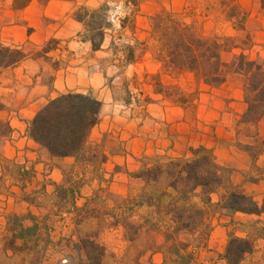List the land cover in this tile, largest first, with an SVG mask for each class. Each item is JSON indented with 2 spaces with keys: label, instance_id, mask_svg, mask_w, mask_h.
I'll return each mask as SVG.
<instances>
[{
  "label": "rangeland",
  "instance_id": "obj_1",
  "mask_svg": "<svg viewBox=\"0 0 264 264\" xmlns=\"http://www.w3.org/2000/svg\"><path fill=\"white\" fill-rule=\"evenodd\" d=\"M49 1L57 0H0V45L18 46L33 56L40 50L45 27L64 26L63 38L52 45L59 49L56 63L60 60L53 66H85L103 74L102 89L111 94L116 107L106 111L102 125L90 132L86 152L89 157L94 155L91 167L79 164L69 169L63 165L59 184L50 178L42 185L31 184L34 170L21 159L2 163L4 176L16 182L14 207L9 214L34 215L40 240L35 256L5 252L6 223L0 224V264H29L33 257L36 264H70L71 259L76 263L71 245L78 235L96 238L105 248L103 264H180L184 257L188 264H217V252L206 249V242L211 222L220 213L216 203L223 191L213 194L212 204L204 208L197 198L192 199L204 209L203 224L189 232L174 233L169 217L137 204L142 194L162 189L164 178L146 185L128 173L138 171L145 156L160 157L165 163L169 158H191L190 149L203 147L213 154L232 143L247 146L252 162L264 152V117L255 127L239 123L245 107V80L240 76L230 75L222 87L212 89L188 73L162 71L152 49L150 19L162 12L175 14L195 23L205 36L235 37L242 50L224 52L222 60L229 62L233 55L243 52L264 71L261 0H68L77 8L103 4L109 8L111 28L106 31L104 49L95 55L78 43L83 29L76 35L77 29L62 20H39ZM230 15L235 16L231 19ZM129 50L134 51L130 64L125 62ZM6 133V126L0 123V135ZM132 147H144L147 152L127 157L128 166L119 168L114 180L104 178L107 172L99 165L103 151L122 155ZM239 163L238 159L235 165ZM225 169L224 177L227 172L238 171ZM249 171L253 177L255 166L251 164ZM55 185L75 188L74 205L81 208L80 212L59 201ZM23 224L31 223L26 220Z\"/></svg>",
  "mask_w": 264,
  "mask_h": 264
},
{
  "label": "trees",
  "instance_id": "obj_2",
  "mask_svg": "<svg viewBox=\"0 0 264 264\" xmlns=\"http://www.w3.org/2000/svg\"><path fill=\"white\" fill-rule=\"evenodd\" d=\"M260 4L264 11V0ZM108 10V6L103 4L97 8L81 6L73 12V19L83 28L82 42H88L93 52L101 50L106 31L111 28ZM238 28L242 29L241 25ZM150 36L155 60L162 71L171 75L188 73L195 81L212 89L222 87L230 75L240 76L245 80V110L239 123L255 127L264 117V71L261 66L243 52L233 55L229 62L222 60V53L241 49L236 45L235 37L205 36L195 23L163 12L151 17ZM56 43L49 40L33 56L18 46L0 45V74L28 59L46 60ZM133 60L134 51H127L125 62L130 64ZM101 106V101L91 93L59 95L36 112L29 121L27 135L51 157L72 158L77 164H92L94 155L89 157L86 145L91 130L98 123ZM237 147L251 154L247 146ZM190 153L192 156L189 159L169 158L165 163H161V158L157 156L143 157L145 162L142 167L128 173L129 176L146 185L157 183L160 178H164L165 183L160 190L142 194L137 204L155 208L158 214L169 217L174 233L189 232L202 225L204 206L211 205V196L220 190L223 194L216 203L220 211L229 215L259 216L264 213V201L259 205L252 197L237 192L229 182V173L224 177L226 169L216 163L210 150L199 147L190 149ZM104 160L105 157L101 162ZM55 189L60 202H68L74 211H81L74 205L76 190L73 186L55 185ZM194 198L203 208L192 203ZM26 220L31 223L29 226L23 224ZM5 223L4 251L36 254L40 239L35 216L31 213H12L6 217ZM44 240L50 243L48 238ZM71 247L76 263L71 259L70 264H103L105 248L96 238L78 235ZM251 251L252 246L247 239L229 234L222 258L226 264H240ZM180 261V264H188L186 257ZM36 262L33 257L29 264Z\"/></svg>",
  "mask_w": 264,
  "mask_h": 264
},
{
  "label": "crops",
  "instance_id": "obj_3",
  "mask_svg": "<svg viewBox=\"0 0 264 264\" xmlns=\"http://www.w3.org/2000/svg\"><path fill=\"white\" fill-rule=\"evenodd\" d=\"M76 8L77 6L68 0L49 1L44 11L38 15L40 18L38 19L62 20L65 25L75 27L77 29L75 34L80 35L82 25L72 16ZM24 14L27 13L24 12ZM25 19L29 20L28 17ZM64 28V26H57L54 29L45 27L46 34H43L44 39L41 40L40 45L42 46L49 40H55L57 43L61 41ZM78 43L91 55L102 52L104 49L102 46L101 50L93 52L88 42L79 40ZM57 51L59 49L55 48L47 54L46 60L50 62L44 59H34L28 63V59L13 68L5 69L0 74V123L7 128V133L0 135V224L2 226L5 224V217L14 207L16 188V182L4 176L3 162H13L18 159H21L22 163L26 162L34 170L31 184L39 182L40 185L48 178L54 184H59L63 180V165L69 169H74L79 165L72 158L51 157L29 139L27 127L36 112L47 101L59 95L69 92L91 93L102 103L99 120L94 127L96 128L102 125L100 122L102 115L116 107L111 94H107L105 87L102 89L105 80L103 74L85 66L77 68L53 66L56 63L54 58ZM60 54L62 53L57 55L61 56ZM58 63L60 60L56 64ZM46 76L51 79L47 81ZM244 110L245 107L242 113ZM261 122L262 119L258 124ZM105 126H108V121ZM146 152L144 147L139 150L132 147L122 155H111L110 151H103L105 160L100 161L99 165L107 172L103 174L104 178L108 176L110 181L114 180L115 176L120 173L118 169L128 166L127 157L134 158L133 156ZM213 154L218 165L230 169L237 168L238 171H232L229 175V182L237 192L252 197L261 205L264 201V152L258 154L251 162L249 153L232 143L227 148L214 150ZM238 159L241 164L235 165ZM251 164L256 170L253 177L249 171ZM90 165L92 164L87 166L91 167ZM39 176L42 178L40 179ZM22 187L23 185H20V189ZM27 205L33 207L31 204ZM211 226L212 231L206 242V249L217 252L216 257L219 259L217 264H226L222 255L229 234L247 239L251 243L252 251L245 255L240 264H264V213L259 216L241 213L229 215L220 211L212 220Z\"/></svg>",
  "mask_w": 264,
  "mask_h": 264
}]
</instances>
